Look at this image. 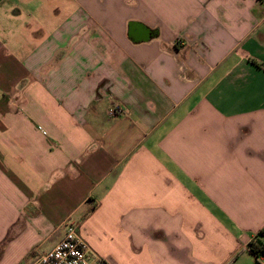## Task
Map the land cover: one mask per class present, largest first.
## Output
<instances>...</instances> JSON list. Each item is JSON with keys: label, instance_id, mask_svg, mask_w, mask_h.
<instances>
[{"label": "crops", "instance_id": "obj_1", "mask_svg": "<svg viewBox=\"0 0 264 264\" xmlns=\"http://www.w3.org/2000/svg\"><path fill=\"white\" fill-rule=\"evenodd\" d=\"M67 221L106 264H256L264 0H0V264Z\"/></svg>", "mask_w": 264, "mask_h": 264}, {"label": "built area", "instance_id": "obj_2", "mask_svg": "<svg viewBox=\"0 0 264 264\" xmlns=\"http://www.w3.org/2000/svg\"><path fill=\"white\" fill-rule=\"evenodd\" d=\"M121 111L118 104L109 110L110 115ZM256 264H264V253L254 256ZM31 264H106L80 236L79 225L67 221L64 233L58 242L49 250L38 254Z\"/></svg>", "mask_w": 264, "mask_h": 264}, {"label": "trees", "instance_id": "obj_3", "mask_svg": "<svg viewBox=\"0 0 264 264\" xmlns=\"http://www.w3.org/2000/svg\"><path fill=\"white\" fill-rule=\"evenodd\" d=\"M248 250L254 255L264 253V227L258 230L248 243Z\"/></svg>", "mask_w": 264, "mask_h": 264}]
</instances>
